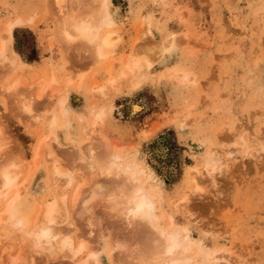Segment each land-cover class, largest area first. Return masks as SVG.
Listing matches in <instances>:
<instances>
[{"label":"rangeland","instance_id":"1","mask_svg":"<svg viewBox=\"0 0 264 264\" xmlns=\"http://www.w3.org/2000/svg\"><path fill=\"white\" fill-rule=\"evenodd\" d=\"M111 2L116 22L111 29L117 39L110 55L117 63L108 75L107 61L94 63L82 52L47 44L53 31L48 20V11L53 10L50 0H0V23L32 17L12 29L11 44L21 65L12 70L8 54L7 60L0 61V83L17 76L28 84L38 77L50 78L51 72L56 78L52 94L47 92L31 103L38 120L18 109L13 96L0 92V153L4 150L17 161L25 157L22 162L31 163L35 139L50 125L48 116L54 108L57 119L48 128L55 131L61 149L51 138L46 143L61 166L77 173L71 149L82 151L92 139L106 142L125 160L150 166L165 188L161 208L185 225L202 247L231 261L237 255L245 264H264V150L254 141L264 143V0ZM145 23L151 34L142 31ZM171 35L175 49L161 54L164 39ZM133 44L140 73L125 71L119 77L123 69L118 61L130 58ZM146 46L152 49L147 51ZM146 60L151 63L147 69ZM55 92L69 108L66 115L58 110ZM101 108L103 115L92 122ZM36 127L38 137L32 136ZM205 153L216 160L212 183L202 173ZM46 154L42 149L38 167L22 192V212H35L37 204L70 193L76 184V173L72 186L63 189L54 183L47 174L50 157ZM192 167L200 170L195 192L190 191L193 183H188V177L194 176ZM22 168L20 177L26 172V166ZM184 195L187 198L174 210ZM69 206L64 212H70L71 220L64 224L92 245L100 233L99 264H116L117 253L110 250L122 231L112 227L111 210L94 204L93 213L81 220L75 214L79 206ZM5 231L0 228L4 241L0 249L6 243L15 245L13 233ZM9 252L15 253L16 248ZM46 255L36 254L32 264L68 261L59 252ZM6 257L0 255V264H12ZM19 262L30 264V258L24 256Z\"/></svg>","mask_w":264,"mask_h":264},{"label":"bare ground","instance_id":"2","mask_svg":"<svg viewBox=\"0 0 264 264\" xmlns=\"http://www.w3.org/2000/svg\"><path fill=\"white\" fill-rule=\"evenodd\" d=\"M50 2V10L51 8L53 10L48 11L51 14L48 20L50 19L53 23V31L51 35L48 34L50 38L47 39L49 41L47 44L52 47L57 43L59 47L65 48V52L67 49L82 52L79 54L91 58L94 63L102 64L107 61L105 71L111 75L117 63L115 57L110 55L117 39L115 31L111 29L116 23L111 11V0H50ZM22 18L0 23V61L7 60L9 54L11 56L9 65L12 70L21 65V59L15 56L11 44L12 29L16 25L29 23L32 17L28 20ZM141 29L145 34H151L149 24L144 26V30ZM166 38L158 51L161 54L174 50L176 46L173 35ZM134 47L133 44L130 58L125 56L118 61L123 69L119 70L118 76L125 74V71L133 72L140 69ZM145 49L148 51L152 48L146 46ZM145 62L147 69L151 63L148 60ZM50 75L48 79L38 77L28 84L22 83L17 76L6 79L0 83V92L7 97L8 95L13 96L12 99L18 103V109L25 112V115L28 114L27 116L35 118L34 120H38L37 115H33L35 113L32 112L34 110L32 101L36 102L47 92L52 94L51 85L56 82V78L53 72ZM182 77L185 78V75ZM70 81L68 79L66 82ZM55 95L59 112L66 115L69 108L58 92H55ZM53 109L49 112L50 121L46 119L50 122L48 126H52L57 119L56 110ZM102 112L101 108L93 117L92 122H96L101 114L103 115ZM48 126L40 136L37 127V131L32 134V136L38 135L39 138L35 139L37 142L31 153V163L22 162L25 157L21 159L22 161H17L4 150L0 153V228L15 236V245L4 244L1 246L0 255L5 254L12 264H20V258L24 256L29 257L30 264H32L36 254H47L48 256L54 252H59L62 259L68 260L67 262L61 261L62 264H85L87 262L99 264L98 252L102 244V235L97 234L93 240L95 245H92V242L88 243L82 237H75L70 228L64 224L71 220L70 212H64L68 205L79 206L77 209L79 212L76 211L75 214L78 219L82 220L88 219L87 217L93 213L92 206L98 203L104 204L111 210L108 214L114 218L112 227L122 231V233L119 232V236L116 234L113 249L110 250L117 253L113 256L116 264H213L214 262L217 264L221 259L224 260L222 264H245L241 256L235 255L231 261L218 257L215 252L202 247L198 240L192 238L185 225L178 224L172 213L161 208V199L166 193L165 188L158 182L150 166L139 165L133 160H125L121 153L111 150L106 142L96 139H92L93 141L89 142L82 151L78 148L69 150L71 151L70 157L73 162L76 161L78 167L75 166L78 169H75L77 180L73 188L70 187V193L63 192L60 196L58 193L57 196L50 199L48 197L39 205L35 202L38 207L35 212H22L20 198L38 167L42 149L50 157L47 174L51 176V180L58 186H63V189L64 186H72L74 182L75 173L73 174L71 170L73 168L61 166L56 158L52 157L53 152L47 147L46 139L51 138L55 140L56 148H60L55 131ZM99 139L102 140V138ZM242 140L245 144V140L243 138ZM254 141L261 147V150H264L263 140L259 141L256 138ZM2 146L0 142V148ZM203 157L202 173L212 183V177L217 170L215 157L209 153H205ZM24 166H26V172L20 177ZM191 169L194 176L189 174L188 183H193L190 191L195 192L199 189L195 175L199 174L200 170L197 167ZM106 181L108 184H103ZM186 198L187 196L184 195L178 199L173 206L174 210L179 209ZM60 206L64 208L62 212H59ZM125 236H129L130 239ZM1 239L0 243L3 244L4 241ZM13 248H16V252L11 254L9 251Z\"/></svg>","mask_w":264,"mask_h":264}]
</instances>
